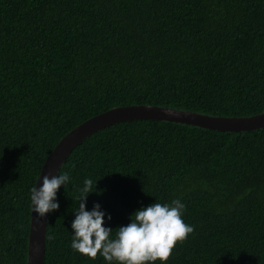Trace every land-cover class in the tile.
<instances>
[{
	"label": "trees",
	"instance_id": "obj_1",
	"mask_svg": "<svg viewBox=\"0 0 264 264\" xmlns=\"http://www.w3.org/2000/svg\"><path fill=\"white\" fill-rule=\"evenodd\" d=\"M133 105L263 113L264 0H0V264L28 263L30 189L58 143ZM61 171L72 180L49 213L46 264H108L70 247L85 178L98 189L88 209L98 202L114 230L156 199H181L194 232L167 264H264V128L123 122Z\"/></svg>",
	"mask_w": 264,
	"mask_h": 264
},
{
	"label": "clouds",
	"instance_id": "obj_2",
	"mask_svg": "<svg viewBox=\"0 0 264 264\" xmlns=\"http://www.w3.org/2000/svg\"><path fill=\"white\" fill-rule=\"evenodd\" d=\"M264 113V112H263ZM262 114V113H261ZM38 184L30 189V208L45 220L49 213L59 210L58 191L72 180L67 171L57 175H42ZM97 189V182L95 184ZM93 179L85 178L79 188V207L71 223L70 247L91 258L98 255L108 264H167L178 242H183L194 232V225L184 219L186 205L181 199L154 203L136 209L129 217L130 223L115 230L106 226L105 217L111 214L97 202L91 210L87 207ZM46 264V263H45Z\"/></svg>",
	"mask_w": 264,
	"mask_h": 264
},
{
	"label": "water",
	"instance_id": "obj_3",
	"mask_svg": "<svg viewBox=\"0 0 264 264\" xmlns=\"http://www.w3.org/2000/svg\"><path fill=\"white\" fill-rule=\"evenodd\" d=\"M141 120L166 121L219 132L238 133L264 128V113L251 117H224L154 105L116 107L86 120L68 133L46 159L37 184L40 179L42 182L43 174L57 175L73 151L94 133L123 122ZM48 217L49 214L41 220L32 212L27 264L46 263Z\"/></svg>",
	"mask_w": 264,
	"mask_h": 264
}]
</instances>
